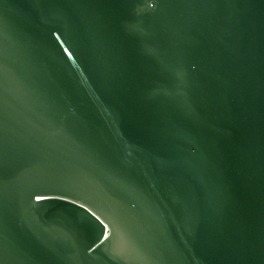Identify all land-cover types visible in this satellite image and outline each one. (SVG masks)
Returning <instances> with one entry per match:
<instances>
[{"label": "water", "instance_id": "1", "mask_svg": "<svg viewBox=\"0 0 264 264\" xmlns=\"http://www.w3.org/2000/svg\"><path fill=\"white\" fill-rule=\"evenodd\" d=\"M0 264H264V0H0Z\"/></svg>", "mask_w": 264, "mask_h": 264}]
</instances>
